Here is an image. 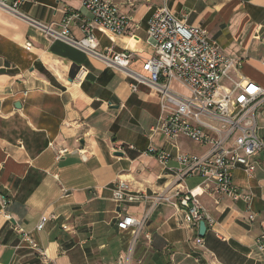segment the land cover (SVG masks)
Segmentation results:
<instances>
[{"label": "crops", "instance_id": "obj_1", "mask_svg": "<svg viewBox=\"0 0 264 264\" xmlns=\"http://www.w3.org/2000/svg\"><path fill=\"white\" fill-rule=\"evenodd\" d=\"M109 1L139 28L130 26L121 35L94 29L97 50L128 52V71L143 73L152 55L147 21L161 1ZM167 7L177 19L186 14L187 25L206 29L226 58L239 61L224 86L244 79L264 89V0H168ZM18 12L0 8V198L6 201L4 207L0 201V264H116L130 251L132 238V230L120 231L117 223L140 217L147 208L115 204L116 181L147 194L162 192L173 178L146 151L152 147L174 156L205 149L186 139L173 144L153 131L160 95L152 87L45 35L41 27L59 31L69 15L70 36L81 39L80 25L90 18L82 0H22ZM26 42L30 51L23 48ZM82 67L86 73L77 83ZM256 119L264 139V105ZM60 149L68 153L57 161ZM250 161L256 163L252 178L235 170L233 181L252 195L254 222L247 221L241 201L203 192L199 201L213 224L207 225L204 248L197 250L198 228L181 226L183 213L162 205L141 229L131 263L264 264V253L254 245L264 232V152ZM169 165L178 168L174 160ZM183 185L192 190L201 179L187 177ZM42 217L50 219L37 230Z\"/></svg>", "mask_w": 264, "mask_h": 264}, {"label": "built area", "instance_id": "obj_2", "mask_svg": "<svg viewBox=\"0 0 264 264\" xmlns=\"http://www.w3.org/2000/svg\"><path fill=\"white\" fill-rule=\"evenodd\" d=\"M160 1L161 6L147 21V42L152 55L142 65L143 73L128 71V52L97 50L94 29L121 35L130 26L139 28L130 16L121 13L109 0H82L90 18L81 23L83 36L79 40L73 39L69 33L72 16L64 19L59 31L41 27L49 39L62 40L91 57L104 60L110 67L125 70L137 82L152 87L160 95V116L153 131L173 144L186 139L205 149L200 155L178 152L173 156L166 150L150 147L146 154H151L162 170L173 178L172 185L162 192L147 194L132 188L128 181H116L111 197L115 204H147L140 217L125 216L117 223L120 231L132 230V238L130 251L121 253L116 264H132L131 254L140 231L159 206L179 209L183 213L181 226L198 228L201 221L212 226L213 221L205 215L198 198L203 192L241 201L247 221L252 223L255 220L252 195L234 184L233 172L241 170L251 179L256 163L250 159L264 152V139L258 136L256 119L258 110L264 105V89L244 79L231 81L229 87L224 86L227 72L237 70L239 61L226 58L217 44L209 39L206 29L187 25L186 14L182 19L174 17L167 7L168 0ZM21 3L22 0H0V8L19 15ZM23 48L30 51L32 45L26 42ZM85 73L86 70L80 68L74 77L75 82L81 83ZM66 153L67 149L56 150L55 160L59 161ZM80 154L84 152L80 151ZM172 160L178 164L177 169L169 165ZM194 176L201 179V185L188 190L183 182ZM0 201L4 207L6 201L3 198ZM49 219L42 217L37 230H42ZM22 236L30 247L36 248L31 238L25 233ZM193 245L197 250L203 249V238L197 235ZM254 245L257 253H264V232L255 238ZM41 255L45 257L44 252Z\"/></svg>", "mask_w": 264, "mask_h": 264}, {"label": "water", "instance_id": "obj_3", "mask_svg": "<svg viewBox=\"0 0 264 264\" xmlns=\"http://www.w3.org/2000/svg\"><path fill=\"white\" fill-rule=\"evenodd\" d=\"M15 106L18 107L19 106L18 103H15ZM114 155L117 156V157H122L123 153L122 152H115ZM206 230H207V227H206L205 222L201 221L198 224V236L203 238L205 233H206Z\"/></svg>", "mask_w": 264, "mask_h": 264}, {"label": "rangeland", "instance_id": "obj_4", "mask_svg": "<svg viewBox=\"0 0 264 264\" xmlns=\"http://www.w3.org/2000/svg\"><path fill=\"white\" fill-rule=\"evenodd\" d=\"M173 86H174V87H177V85H176L175 83H173ZM259 133H260V132H258V136H260ZM166 140H167V139H166ZM189 144H190L191 146H194V145H195L197 148L199 147V146L196 145V144H191V143H189ZM199 155H200V154H199ZM191 180H192V179H191ZM189 183H191V181H189ZM198 198H199V197H198ZM205 224H206V223H205ZM206 227H207V225H206Z\"/></svg>", "mask_w": 264, "mask_h": 264}]
</instances>
